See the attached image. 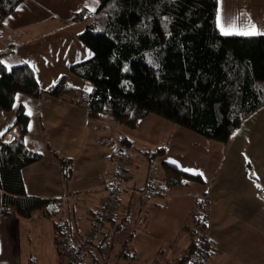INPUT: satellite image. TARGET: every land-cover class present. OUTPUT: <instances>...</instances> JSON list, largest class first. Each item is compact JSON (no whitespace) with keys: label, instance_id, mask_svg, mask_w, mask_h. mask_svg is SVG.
I'll use <instances>...</instances> for the list:
<instances>
[{"label":"trees","instance_id":"1","mask_svg":"<svg viewBox=\"0 0 264 264\" xmlns=\"http://www.w3.org/2000/svg\"><path fill=\"white\" fill-rule=\"evenodd\" d=\"M24 1L0 0V28ZM97 1L95 10L82 7L70 18L87 21L76 38L92 56L71 64L69 71L90 85L83 105L91 119L136 129L141 120L155 115L204 138L228 143L244 121L264 106V34H222L217 26L218 0ZM65 88L64 76L43 88L28 64L7 67L0 63V107L5 111L12 109L18 92L34 98L59 97ZM27 124L28 116L20 106L14 123L18 135L9 143H3L0 135V214L29 218L40 211L53 218L57 209L48 212L50 200L28 196L24 190L21 171L40 158L24 144ZM120 143L127 141L123 138ZM163 152L164 147L144 152L147 173L153 163L160 184L145 202L139 196L138 209L129 206L119 214V192L116 212L98 221L95 211L79 240L68 221L59 223L54 217L55 235H64V226L76 253L73 260L64 252L61 236H55L62 264H107L113 252L116 259L136 258L131 242L136 224L142 225L138 219L144 221V204L154 195L165 197V189L204 184L200 174L170 161H161L158 170L153 161ZM59 160L68 178L71 161ZM209 212V195L203 192L195 198L188 217L194 233L183 254L170 264H201L215 250L209 238ZM96 220L100 227L89 235ZM202 250L205 256L197 261Z\"/></svg>","mask_w":264,"mask_h":264},{"label":"crops","instance_id":"2","mask_svg":"<svg viewBox=\"0 0 264 264\" xmlns=\"http://www.w3.org/2000/svg\"><path fill=\"white\" fill-rule=\"evenodd\" d=\"M31 1L33 0H25L4 19L7 23L3 21L0 28V61L7 67L28 64L34 70L38 83L43 88L51 86L59 77L64 76L66 88L59 97L42 94L34 98L20 92L16 93L11 110L5 111L0 107V133H3V143L11 142L18 135V127L14 125L15 112L22 106L28 116L24 144L26 148L40 154L38 160L26 165L21 171L25 193L31 197L50 200L54 209L57 210L53 218L43 216L40 211L29 218H21L15 213L0 214V264H38L40 262L43 264L42 260L46 263L48 260L58 261L57 248L54 244L56 236L53 226L54 217L56 216L55 221L59 223L68 221L72 235L79 240L80 235H83L92 223L97 207L109 193L108 183L117 158L122 153L132 157L131 163L134 160L133 154L137 151L138 160L143 159L146 165L144 173L140 175L136 172V166L131 165L132 163L129 165L127 179L123 182V189L120 192L119 214L125 212L129 206L138 209V190L144 186L147 174L148 160L144 152L159 148L161 141H163V147L165 142L161 136L156 141L153 140V129L148 123H146L147 130L143 133L138 130V127L134 129L136 137L132 139L125 133L126 127L110 120L91 119L88 116L83 104L90 85L69 71L71 64L92 56L91 51L76 38L87 21H72L70 19L72 14L67 16L66 11L57 10L58 7L54 2L47 0H35L40 6H44L42 3L47 1L45 3L49 9L47 12L44 9L39 10L40 6L36 10L37 15L31 14L32 9L22 11L23 6L31 4ZM57 18L61 20L57 21ZM253 25L257 33H264V0H218L217 26L222 34L243 35L240 33L249 31ZM147 118L158 121V117L154 115H149L143 120ZM143 120L139 125L143 124ZM244 122L245 124L248 122V127L243 151L250 141L248 135L259 137L264 134L262 131L264 106ZM150 137L154 142L149 144ZM123 138L127 141L126 144L120 143ZM232 144L233 142L230 148L228 147V153L222 156V160L228 157ZM162 155L160 162L164 160ZM241 155L243 156V153ZM59 158L71 161V173L68 178L64 176V169ZM165 161L171 162V160ZM259 163L258 168H256L257 163L253 167L250 163H246L248 170L242 186L239 187L240 192L228 188L232 183L231 172L226 171L219 176L220 167H218L217 176L214 175L211 178L209 193L212 207L210 208L209 238L215 247L211 253V264H264V155ZM157 167L159 170L160 167L158 165ZM130 172L133 174L131 177ZM156 184H160L159 177ZM219 184H222L224 189L222 194L224 201L219 200ZM175 188L180 187L165 189V197L160 198L154 195L145 204L143 211L145 218L142 224L146 222L147 235L151 233L156 237L152 230L159 231L156 228L157 221L165 220L162 212L171 205V200H169L170 205L168 202L169 191ZM237 193L241 196L238 198L239 201L244 202L243 209L234 205V196ZM2 194L3 190L0 189V212ZM183 197L189 202L193 198L189 193ZM216 202L220 206L223 205L221 207L223 216L214 210L213 204ZM231 209L236 214H231L229 218L224 215L226 214L224 211ZM185 218L187 217L184 216V220ZM212 218H217V221ZM184 220L179 222V227L183 225ZM229 220L230 222L235 220V223L241 221L248 227H259V252L245 251L243 253L240 250L224 249L230 241L229 234L224 228ZM235 223L230 224L233 227L237 225ZM220 224L222 228L217 227ZM168 225L166 222L165 231L171 230V228L167 229ZM136 238L133 236L132 240ZM142 241H144L143 238ZM149 245L151 250L156 247L152 243ZM133 249L136 256L141 257V252L134 247ZM159 250L160 246H157L156 253Z\"/></svg>","mask_w":264,"mask_h":264},{"label":"rangeland","instance_id":"3","mask_svg":"<svg viewBox=\"0 0 264 264\" xmlns=\"http://www.w3.org/2000/svg\"><path fill=\"white\" fill-rule=\"evenodd\" d=\"M47 1H53L54 4L58 7L57 10L61 9L66 11V15H71L73 11L79 10L82 7H86L88 9H95L98 6L97 0H47ZM46 1V2H47ZM38 1H31V4H27L23 6L22 11H26L29 9H32L33 15L38 14L37 8H39ZM46 2L42 3L44 6H40V9H44L46 12L49 10L45 6ZM50 2H48L49 4ZM49 8V7H48ZM54 9V8H53ZM50 21H54V19H49ZM61 19L57 18V21ZM40 26V25H39ZM38 26V27H39ZM85 83V82H84ZM87 83V82H86ZM80 98V97H79ZM155 116V115H154ZM158 117V116H155ZM157 120H151L147 118V120H143V124H140L138 126V130L142 133L147 130L146 123L149 124V126L153 129V140L156 141L159 136H161L165 142L163 144L164 147V154L162 157L164 160H171V162L175 163L177 166H179L182 169H188V172L192 173H198L204 178V184H198V183H192L188 187H180L175 188L173 190H170V196L168 198V202L171 205L169 208L162 212V215L164 216L165 220L158 219L156 228L160 231L152 230V232L156 235L154 237L149 233L147 235V227L146 222L142 225H137L135 229L134 237L137 239L132 240V247H134L138 252H141V257L138 255L136 258L131 259H121L115 258V253H111L110 258L111 260L108 261L107 264H170L172 259L176 257H180L183 252L186 250L189 240L191 239L193 232V229H195V226L193 227V224L188 218L191 213V209L194 206V200L198 195H201L203 192H207L209 195V204L210 208L211 206V197L209 193V186L211 178L215 175L217 176V168L220 167L219 176L222 174H225L227 172H231L232 183L228 187L230 190L238 191L240 186H242L244 179L246 178L247 168L246 163H250V165L255 166L258 168L259 162L262 161L263 155H264V134H261L259 137L252 136L249 137L250 141H248L247 148L243 151L242 148L244 147V140L247 139L246 131L248 127V122L245 124V122L235 131L234 135L230 138V143H223L211 139L204 138L196 133L191 132L190 130H187L181 126H177L176 124H173L163 118L158 117ZM146 125V126H145ZM127 135L131 137L132 139H135L136 132H133V130L125 128ZM182 131V132H179ZM184 131V132H183ZM264 132V129L262 130ZM185 133V134H183ZM138 134V132H137ZM168 134V136H166ZM249 134V132H248ZM143 139V138H142ZM161 139V140H163ZM148 143H153L154 141L151 139ZM162 142H160V147H162ZM229 155L225 160H222V156L227 154L229 151V148L231 146ZM151 149V145L149 146ZM229 147V148H228ZM262 151V154H261ZM136 154H133L134 160L131 161V165H134L136 168V172L140 175L141 173H144L145 166L143 163V159L138 160V154L137 151H135ZM243 153V156L241 155ZM127 155V154H126ZM129 156V155H127ZM129 158H132L131 156ZM259 162H258V161ZM156 165L159 166L160 164V157L156 158L153 161ZM259 163V164H258ZM133 167V168H134ZM147 170V169H146ZM130 177L133 176L132 172H130ZM218 178V177H217ZM127 179V178H126ZM125 179V180H126ZM140 182V181H138ZM222 184H219L218 189L220 191L219 193V200L224 201L222 198V194L224 192ZM141 189V188H140ZM240 192V190H239ZM191 194L192 201H187V198H184L183 196H187V194ZM140 196V193L138 194ZM226 197V196H225ZM239 197H241L238 193L234 196V205L236 207H239L241 209L244 208V202L239 201ZM218 201V199H217ZM145 205V204H144ZM192 205V207H191ZM187 206V210H186ZM223 205L216 202L213 204L214 210L223 214V209H221ZM191 210V211H190ZM228 211V212H227ZM226 214L225 216H228L230 218V215H235L234 210H226L224 211ZM240 212V211H239ZM221 214V215H222ZM143 215V214H142ZM184 216L185 218L184 220ZM223 216V215H222ZM220 216L218 217L219 220ZM169 219V220H167ZM210 212H209V222H210ZM235 219V218H234ZM184 220L183 225L179 227V222ZM212 220H216L217 218H212ZM166 222L169 224L168 228H171V230L165 231L164 227ZM143 223V221L141 222ZM211 223V222H210ZM230 223H235V220H229L228 225H225L224 228L227 230V233L229 234L228 237L230 238V245L228 246V243L226 244L225 250H240L243 253L245 251L249 252H259L260 249V243L258 238L259 233V227L258 226H244V223L242 224L241 221L236 222L235 226L232 227ZM222 224V223H221ZM220 225H217V227H220ZM222 228V226L220 227ZM263 230V229H261ZM211 232V229L209 228V234ZM55 235V234H54ZM58 238H60L61 235H57ZM142 237L144 241H142ZM153 244L157 246H160L159 252L156 253V247L155 249L151 250L149 244ZM54 244L57 248L58 253V247L57 242L54 238ZM109 254V253H108ZM107 256L109 257V255ZM106 256V257H107ZM109 258V259H110ZM41 259V258H40ZM197 260V259H196ZM211 254L207 256V258L201 263V264H211ZM43 264H56L61 263L60 260L58 261L53 260L46 263V261H43ZM62 262H64L62 260ZM38 264H41L38 263ZM64 264V263H63Z\"/></svg>","mask_w":264,"mask_h":264},{"label":"built area","instance_id":"4","mask_svg":"<svg viewBox=\"0 0 264 264\" xmlns=\"http://www.w3.org/2000/svg\"><path fill=\"white\" fill-rule=\"evenodd\" d=\"M130 165V158L126 154H120L116 161V166L113 171V175L110 178V181L108 183V189L109 193L108 195L103 199L102 203L97 207L96 214L97 219L99 221L102 220L105 217L111 216L114 211L116 212L118 207V197L119 192L123 189V182L127 178V169ZM158 181L157 176V169L153 163L148 165V173L146 176V182L144 185V188L140 191V198L142 201H146L152 189L156 186V183ZM48 212H53L54 207L52 204L48 205L47 207ZM96 220V224L91 226L89 235L93 234L95 231H97L100 227V223ZM138 222H142V218L138 219ZM62 231L64 232V235L60 238L61 246L64 250V252L69 253V256L76 259V253L72 250V245L70 244V241L66 235L67 231L64 228V226L61 227ZM206 251L202 250L197 258V261H200L205 256Z\"/></svg>","mask_w":264,"mask_h":264},{"label":"snow or ice","instance_id":"5","mask_svg":"<svg viewBox=\"0 0 264 264\" xmlns=\"http://www.w3.org/2000/svg\"><path fill=\"white\" fill-rule=\"evenodd\" d=\"M4 23H7V21H4ZM225 34H228V33H225ZM240 34H243V35H257V34H264V33H257V31L255 30V26L253 25L249 31H246V32H243V33H240ZM0 63H3V62L0 61ZM2 134L3 133H0V135H2ZM184 170L185 171H189L188 169H184ZM257 187H260V185H257Z\"/></svg>","mask_w":264,"mask_h":264}]
</instances>
